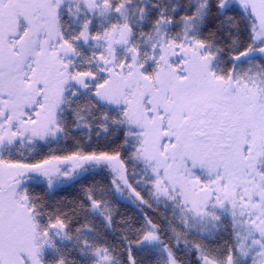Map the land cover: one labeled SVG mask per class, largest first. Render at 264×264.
Here are the masks:
<instances>
[{"label": "snow or ice", "instance_id": "snow-or-ice-1", "mask_svg": "<svg viewBox=\"0 0 264 264\" xmlns=\"http://www.w3.org/2000/svg\"><path fill=\"white\" fill-rule=\"evenodd\" d=\"M0 264H264V0H0Z\"/></svg>", "mask_w": 264, "mask_h": 264}]
</instances>
